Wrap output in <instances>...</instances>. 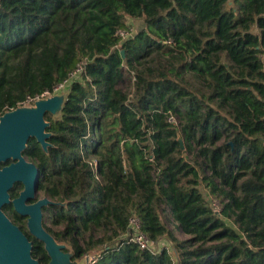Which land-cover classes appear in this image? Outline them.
Segmentation results:
<instances>
[{
    "label": "trees",
    "instance_id": "obj_1",
    "mask_svg": "<svg viewBox=\"0 0 264 264\" xmlns=\"http://www.w3.org/2000/svg\"><path fill=\"white\" fill-rule=\"evenodd\" d=\"M128 19L143 27L121 40ZM79 63L59 118L44 116L47 151L30 138L22 153L40 171L37 191L60 204L43 211L63 229L45 231L73 260L116 241L95 264H264V0H0V117ZM2 210L24 232L12 205ZM133 216L172 253L121 239ZM90 226L105 235L82 245Z\"/></svg>",
    "mask_w": 264,
    "mask_h": 264
},
{
    "label": "water",
    "instance_id": "obj_2",
    "mask_svg": "<svg viewBox=\"0 0 264 264\" xmlns=\"http://www.w3.org/2000/svg\"><path fill=\"white\" fill-rule=\"evenodd\" d=\"M67 92L34 102V107H18L6 112L0 117V264H39L31 256L32 244L18 226L5 215L2 208L12 205L14 212L27 219L29 234L44 244V249L50 257L49 264H72V255L61 253L64 246L42 227L43 208L49 205H60L49 199L35 202L40 171L37 166L23 156L30 138L47 151L46 140L50 134L46 133L49 123L44 116L49 113L57 119L62 110ZM180 142L181 150L184 149ZM11 161L7 166H1ZM23 186L15 199L10 198L9 191L15 184ZM33 202V203H31Z\"/></svg>",
    "mask_w": 264,
    "mask_h": 264
},
{
    "label": "rangeland",
    "instance_id": "obj_3",
    "mask_svg": "<svg viewBox=\"0 0 264 264\" xmlns=\"http://www.w3.org/2000/svg\"><path fill=\"white\" fill-rule=\"evenodd\" d=\"M127 24H128V30H130L132 33L136 32L137 30H140L143 27V21L141 20H132V19H128L127 20ZM125 89L130 92L131 91V87L130 85L127 84V86H125ZM23 107V106H21ZM24 107H27L28 109L31 107H34V103L31 105H26ZM59 118V117H58ZM223 141H220L218 144H222ZM191 157V156H190ZM189 157V158H190ZM198 162H200V159H198ZM208 173V172H207ZM200 191L202 192L203 196L209 200V202H211V206L215 211H219L220 210V205L219 202L214 199L213 197L209 196L208 191L203 187L200 186ZM40 199H48L43 192L41 191H37L36 196H35V200H40ZM6 215V214H5ZM159 215H160V219L161 221L167 226V228L171 231V233L174 235V237L178 240V241H188L191 237L184 235L179 228L177 227V224L175 223V221L173 220L171 214L169 213L168 209L165 207L160 208L159 210ZM8 217L9 214H8ZM11 219V218H9ZM19 225L24 229V232L29 234V230L27 227V219L26 218H22V220L20 221ZM44 226L46 228H50L54 231H60L63 229V225H52L51 223V218L49 215L48 211H43V219H42V227L44 229ZM45 230V229H44ZM30 235V234H29ZM105 235V231L101 228V227H89L87 230L82 231L81 236L79 237L80 243L83 245L84 242H87L89 237L92 236L93 239H99L101 237H103ZM161 246H165L168 247L169 252L172 253L173 250V244L171 242H167V240L165 238H161L160 242H159ZM59 245L64 246V249H61V253L63 255L65 254H70L72 255V251L70 249V247L65 244V243H58ZM210 245V244H209ZM108 246H116V241L112 244H105L102 245L100 247H94L93 249H91L90 251L86 252L85 254H83L82 256H80L77 259H72L70 258V262L72 264H87V260L86 258L88 256H99L101 255V253L103 252V250L108 247ZM197 246V245H196ZM196 246H193L192 248H195ZM174 262H176V259L173 258Z\"/></svg>",
    "mask_w": 264,
    "mask_h": 264
},
{
    "label": "built area",
    "instance_id": "obj_4",
    "mask_svg": "<svg viewBox=\"0 0 264 264\" xmlns=\"http://www.w3.org/2000/svg\"><path fill=\"white\" fill-rule=\"evenodd\" d=\"M116 35L121 40H126L131 37L132 32L130 30H120L117 32ZM83 70H84V64L79 63L76 69L72 73L69 74V77L66 80H64L62 83L57 84L53 88V91L51 93L46 92L38 98L27 99L21 106L31 105L38 99L60 95L64 92H67L71 83L79 80V77L83 73ZM167 122L172 126H177L178 124L177 118L174 115H169ZM121 239H123L127 243L136 245L142 251H149L154 254L159 253L163 249H168V247H165V246L163 247L159 245L160 244L159 242L155 243L154 241L149 239L148 236L141 231L139 219L134 216L129 218L127 230L122 235ZM99 257L100 255L99 256H88L86 258L87 264H95L97 260L99 259Z\"/></svg>",
    "mask_w": 264,
    "mask_h": 264
},
{
    "label": "flooded vegetation",
    "instance_id": "obj_5",
    "mask_svg": "<svg viewBox=\"0 0 264 264\" xmlns=\"http://www.w3.org/2000/svg\"><path fill=\"white\" fill-rule=\"evenodd\" d=\"M34 201H36V200H34ZM34 201H33V202H34Z\"/></svg>",
    "mask_w": 264,
    "mask_h": 264
}]
</instances>
